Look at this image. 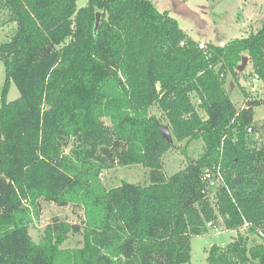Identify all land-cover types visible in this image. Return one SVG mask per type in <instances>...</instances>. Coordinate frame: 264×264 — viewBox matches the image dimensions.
<instances>
[{"label":"trees","instance_id":"16d2710c","mask_svg":"<svg viewBox=\"0 0 264 264\" xmlns=\"http://www.w3.org/2000/svg\"><path fill=\"white\" fill-rule=\"evenodd\" d=\"M76 1L0 0V27L11 24L0 40V264H148L159 241H189L219 216L261 239L212 245L206 264H264V122H254L264 99L237 109L222 76L245 54L264 85V16L247 36L200 49L151 0ZM10 81L19 97L7 101ZM153 105L178 140L202 142L169 177ZM134 164L149 169L147 185L102 183V170ZM205 168L226 184L215 205ZM42 200L80 210V222L54 218L35 242ZM70 234L80 246H62Z\"/></svg>","mask_w":264,"mask_h":264},{"label":"rangeland","instance_id":"374dc122","mask_svg":"<svg viewBox=\"0 0 264 264\" xmlns=\"http://www.w3.org/2000/svg\"><path fill=\"white\" fill-rule=\"evenodd\" d=\"M151 2L159 11H167L177 21L188 39H193L197 43L203 42L205 46L220 44V41H223L222 44H224L231 39L247 36L261 26L264 16V0H151ZM86 4L87 0L76 1L77 8ZM10 26L11 24H7L5 32L1 31L0 40L10 32ZM222 76L228 95L237 109L244 106L246 100L264 99V85L254 74L250 59L242 71H238L236 68L233 74L226 71ZM4 80V64L0 60V96ZM18 97L19 91L13 81H10L6 99L12 101ZM190 97L191 101L197 105L198 100L195 95L191 94ZM197 109L199 114L205 117L203 110L198 107ZM149 112L156 115L161 125L168 126L171 133L172 141L169 142V146L161 156L163 173L169 177L173 173L183 170L191 160L201 154L202 142L200 140L191 142H187L185 139L178 140L163 112L156 105H153ZM106 122L108 121L106 120ZM254 122L257 126L264 122L262 105L254 107ZM100 177L107 189L117 186L123 181L147 185L149 169L141 164L115 166L102 170ZM214 193V191L210 193V202L213 205H215L213 202ZM40 205L39 218L35 219L29 227V234L35 242L42 236L45 226L54 218L80 222L81 211L78 209L74 211L71 206H58L43 200ZM187 237L189 241L182 238L166 240V242L159 241L157 249L152 248V252H157L152 259L146 255L148 264H161L162 254H166L168 248H171L169 254H166L168 257L166 262L169 264H206L212 245L225 247L230 242H236L242 238L246 241V246L249 247L250 244L261 239L245 226L229 229L220 216L214 221L207 222L205 231L201 234H188ZM81 241V234H70L62 246H80Z\"/></svg>","mask_w":264,"mask_h":264},{"label":"built area","instance_id":"2783aa9c","mask_svg":"<svg viewBox=\"0 0 264 264\" xmlns=\"http://www.w3.org/2000/svg\"><path fill=\"white\" fill-rule=\"evenodd\" d=\"M183 43L184 42H180V45H183ZM197 46L200 49L206 47L203 42H198ZM201 176H202V180L205 182V187L209 194L212 193L213 191L215 192L221 186L224 185L226 186L223 180L222 173L219 170H214L213 168H205L202 171Z\"/></svg>","mask_w":264,"mask_h":264},{"label":"water","instance_id":"95a60500","mask_svg":"<svg viewBox=\"0 0 264 264\" xmlns=\"http://www.w3.org/2000/svg\"><path fill=\"white\" fill-rule=\"evenodd\" d=\"M100 15L101 13L99 11H97L95 13V22H94V31L97 30L99 22H100ZM223 45V44H221ZM248 62V56L247 55H243L241 58V63L237 66V70L238 71H242L246 64ZM232 86V82L230 84ZM159 131L161 132L162 137L167 141V142H171L172 141V137H171V133L169 130V127L166 125H159Z\"/></svg>","mask_w":264,"mask_h":264},{"label":"crops","instance_id":"0c3cea01","mask_svg":"<svg viewBox=\"0 0 264 264\" xmlns=\"http://www.w3.org/2000/svg\"><path fill=\"white\" fill-rule=\"evenodd\" d=\"M11 27V26H10ZM5 29H6V26L5 25H3V26H1L0 27V34H1V31H3V32H5ZM2 32V33H3ZM223 43V41H220V44H222Z\"/></svg>","mask_w":264,"mask_h":264}]
</instances>
